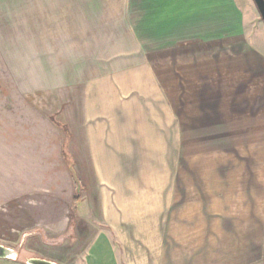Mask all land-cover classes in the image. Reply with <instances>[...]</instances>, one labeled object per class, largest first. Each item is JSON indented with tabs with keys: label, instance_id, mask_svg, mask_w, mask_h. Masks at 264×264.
Here are the masks:
<instances>
[{
	"label": "crops",
	"instance_id": "1",
	"mask_svg": "<svg viewBox=\"0 0 264 264\" xmlns=\"http://www.w3.org/2000/svg\"><path fill=\"white\" fill-rule=\"evenodd\" d=\"M255 47L238 0H0L4 69L83 82L67 150L96 176L101 224L73 264H264ZM232 78L244 101L220 104L215 94L235 93Z\"/></svg>",
	"mask_w": 264,
	"mask_h": 264
},
{
	"label": "rangeland",
	"instance_id": "2",
	"mask_svg": "<svg viewBox=\"0 0 264 264\" xmlns=\"http://www.w3.org/2000/svg\"><path fill=\"white\" fill-rule=\"evenodd\" d=\"M238 2L244 9L249 40L264 53V25L252 0ZM22 34V40L30 44L31 31ZM77 65L71 63V72ZM87 67L96 69L94 63ZM75 74L11 73L0 64V245L14 251L13 257L0 258V264H27L31 258L73 264L101 224L96 176L82 172L80 158L65 155L70 131L74 129L77 135L80 121L78 88L83 82ZM254 75L246 73L248 87L254 85ZM231 81L235 93L215 94V101L223 105L244 101L237 89L240 82L237 78ZM50 85L55 88H40ZM247 91L246 100L253 97L254 89ZM224 112L228 118L233 110H216V114ZM223 129L216 127L215 132ZM179 130L190 133V127L177 125ZM183 145L185 152L191 150V143ZM185 160L190 164L191 157ZM71 169L81 180L78 189L72 184ZM75 194L81 200L73 206Z\"/></svg>",
	"mask_w": 264,
	"mask_h": 264
},
{
	"label": "water",
	"instance_id": "3",
	"mask_svg": "<svg viewBox=\"0 0 264 264\" xmlns=\"http://www.w3.org/2000/svg\"><path fill=\"white\" fill-rule=\"evenodd\" d=\"M252 1L264 25V0H252ZM76 189H78V186ZM13 255H14V251L12 249L5 247L3 245H0V258H11L13 257ZM26 263L27 264H55L54 262H50V261L38 259V258H31Z\"/></svg>",
	"mask_w": 264,
	"mask_h": 264
},
{
	"label": "trees",
	"instance_id": "4",
	"mask_svg": "<svg viewBox=\"0 0 264 264\" xmlns=\"http://www.w3.org/2000/svg\"><path fill=\"white\" fill-rule=\"evenodd\" d=\"M64 149H65V155L67 156L69 153H68V151H67V148H65L64 147ZM71 179H72V181H73V184H74V186L77 188V186H78V183H80V180H79V178H77V176L73 173V170L71 169ZM79 199V195L78 194H75L74 196H73V200H74V203L77 201ZM72 216L73 215H71V218H72Z\"/></svg>",
	"mask_w": 264,
	"mask_h": 264
}]
</instances>
